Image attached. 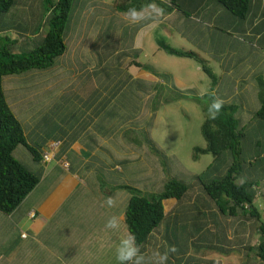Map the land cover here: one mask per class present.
<instances>
[{"label":"crops","instance_id":"obj_1","mask_svg":"<svg viewBox=\"0 0 264 264\" xmlns=\"http://www.w3.org/2000/svg\"><path fill=\"white\" fill-rule=\"evenodd\" d=\"M38 1L17 0L16 8L21 5L20 11H12L2 19V45L5 43L4 37L14 34V31L16 34L12 41L21 54L31 50L27 48L31 42L42 41L48 30L44 34L41 27L47 25L50 14L47 13L46 0H41L40 6L36 7L39 11L34 16L31 5ZM158 1L169 6V1ZM175 1L189 14L188 17L174 9L161 17L153 15L143 20L144 25L135 31L126 29H134L132 24L138 22L127 20L124 13L115 10V4L112 12L115 23L110 25V51L105 52V58L112 61L109 70L106 62H95L89 55L91 52L102 53V49L96 50L98 46L96 47L94 39L80 37L76 45L69 44L72 34L66 28L67 51L57 59L60 63L48 70L23 73L28 74V86L22 85L23 74L3 78L6 101L22 123L28 143L40 147L43 152L53 144L56 147L51 162L41 164L43 174L36 188L11 215L0 213V264H118V243L128 235L124 224V210L130 199V194L122 186L128 185L142 191L140 185L143 181L136 180V174L146 173L145 167L135 165L151 164L149 143L152 132L151 128L143 124L136 125L133 115L129 117L124 113L127 109L119 106V95L129 88L126 84H120L122 80H127L130 84L141 82L139 85H143L142 90L146 93L144 99L149 101L156 91V88L153 91L151 89L161 83V80L149 72L135 67L133 62L148 64L154 68L156 62L173 61L175 57H164L167 55L159 50L157 42L161 40L178 49L192 52L196 49L203 54H211L209 57L214 59L213 54H221L220 50L223 48L218 46V49L213 45L198 47L191 38L192 35L198 38V35H204L207 30H228L231 31L230 35L237 33L242 37H237V40H254L255 43H248V46L255 49L259 48V42L264 45V0H252L249 18L242 23L223 11L216 0ZM96 2H74L86 5L80 15L84 19L92 11L96 12V20L91 23L94 28L102 18V13H98L102 8L97 9ZM188 24L190 27L186 36L181 29L184 26L186 29ZM80 32L86 31L80 28ZM96 34L93 33V36L96 37ZM126 35L127 43L124 42ZM136 37H141L140 43L134 40ZM177 37L185 41H177ZM178 42L187 46H180ZM231 48L232 45H229V49ZM142 54L143 57L140 56ZM221 57L217 56L215 59L220 62ZM120 67L129 69L126 76L118 74ZM132 68L134 70H130ZM261 75L263 74L253 69L248 71L253 85ZM170 76L176 88L178 84L184 85L175 76ZM242 83L248 82L241 77L238 84ZM139 87L133 89L135 91L129 99L131 105L134 99L140 100L137 98L138 91H141ZM184 87L196 89L188 83ZM234 91L235 88H231L232 95L226 101L236 97ZM238 91L236 89L237 93ZM242 92L245 97L253 96L248 94L246 88L238 96ZM237 106L238 110L247 109L245 103ZM136 109L138 112H150V105H146L144 109ZM256 144L258 141L254 142V147ZM24 152L26 151L22 153ZM121 177H125L126 182H121ZM95 178L99 186L95 185ZM129 181L135 183L130 184ZM257 190L259 196L257 195L256 203L261 211L264 207V193L259 188ZM197 191L196 198L192 197L194 190H191L190 197L182 203L175 200L163 202L166 218L150 242L140 249V256L156 258L157 254L163 255L164 242L180 243L181 237L173 229V224L189 221L190 225L201 231L196 235L190 234L187 243L192 245L200 242L217 252L193 257L188 255V258H192L190 264H261L248 252L249 248L259 242L257 228L253 229L246 219L216 221L213 204L204 199L199 188ZM75 198L80 203L74 202ZM110 198L115 201L112 207L107 205ZM188 212L192 214L187 215ZM204 212H207L205 217ZM112 217L119 220L117 229L106 228ZM218 228L220 229L217 230ZM250 229L256 235L254 240ZM207 231L210 237H207ZM22 235L26 237L23 238ZM221 235L224 244L220 242ZM177 260L181 261L182 258Z\"/></svg>","mask_w":264,"mask_h":264},{"label":"trees","instance_id":"obj_2","mask_svg":"<svg viewBox=\"0 0 264 264\" xmlns=\"http://www.w3.org/2000/svg\"><path fill=\"white\" fill-rule=\"evenodd\" d=\"M166 1H169V6H164L158 0H154L159 7L163 8L164 14L176 9L183 15L189 16L175 0ZM74 2L75 0H46L47 13L50 14L47 23L49 30L42 41L28 53L14 54L11 48L14 46L13 38H9L8 35V37H4V41L5 43L10 42V45L4 42L3 45L0 43V213L3 215H11L36 188L43 174L41 164H47L43 162L44 152L40 147H34L28 143L22 123L8 106L3 90V78L54 67L56 60L67 51L65 34ZM151 2L153 0H117L115 10L125 13L132 7L141 9ZM251 2L252 0H216L222 10L239 23L245 22L249 18ZM16 7L17 0H0V20ZM217 30L224 32L220 29ZM157 45L159 50L167 56L197 62L211 80L209 93L204 95L209 98L210 102L205 108L206 115L200 129L205 147L194 149V159L197 160L200 155H211L214 158L213 163L216 164L227 155L231 157L232 163L227 167L226 175L220 180L205 183L200 176H194L199 182L197 186L172 178L166 182L161 192L149 195L143 194L135 187L122 186L130 194V199L124 210L126 231L128 234H134L138 247L143 248L150 242L151 237L166 218L163 202L175 200L182 203L190 197L191 190H194L192 197L196 198L199 188L204 199L213 204L215 214L218 213L228 219H246L257 222L258 225L255 228H257L259 242L249 248L248 252L253 254L261 264H264V223L256 203L257 195L259 196L258 184L253 179L256 175V165L264 166L262 162L264 154H255L249 157L245 149L249 142L254 146V142L258 141L255 147H259L260 141L248 135V126L242 125L246 123L242 116L236 117L238 106L233 101L228 102L216 97L214 89L217 85V78L206 67L205 59L195 52L175 48L163 40L158 41ZM133 65L149 72L161 81L167 80V84L171 86L172 90L182 93V90L176 88L172 83V77L169 74L158 73L148 64L133 62ZM256 85L258 88L256 99L259 107L255 112V118L264 126V79H257ZM156 87L155 85L151 90L153 91ZM244 94L242 92V97ZM214 100L223 101V107L215 119L211 118L208 113ZM240 101L244 103L242 100ZM20 149L25 150L29 155V165L23 163L18 156ZM153 151L158 153L156 149ZM210 168H214V166L211 165ZM261 180H264V175ZM241 181L243 182L241 183ZM210 209L212 210L211 207Z\"/></svg>","mask_w":264,"mask_h":264},{"label":"rangeland","instance_id":"obj_3","mask_svg":"<svg viewBox=\"0 0 264 264\" xmlns=\"http://www.w3.org/2000/svg\"><path fill=\"white\" fill-rule=\"evenodd\" d=\"M90 1L96 2L95 0ZM116 2L117 0H97L96 3L98 5L96 7L97 9L102 8L98 11V13H102V18L99 19L100 22L97 23V26L95 25L96 28H94V26L91 27V23H94L96 20V12L92 11L90 15L87 14L86 19H84L80 15L82 14L83 6L86 5L74 3L71 9V19L67 25L68 31L72 34L69 44L76 45L80 37H82V39H94L96 47L98 46L96 50L102 49V53L96 52V54H94L91 52L89 55L95 62H100L103 60L100 62V64L107 63V70L110 69L112 61L105 58V54L109 53L110 51V47L108 45L111 39L110 25L115 23V20L112 19V12ZM40 4L41 0H39L37 3H32L31 7L32 12H35L34 16L38 13L37 11L39 10H36V7H39ZM20 7L21 5L12 11H20ZM48 20L49 19H47V23ZM84 25L87 28L84 27ZM132 25L134 26V29H126V31H135L136 28L142 27L144 22L140 21L138 24ZM189 27L190 26L188 24L186 29L185 26L183 29H181L183 34H186V36ZM41 28V30L44 31V34L47 32V30H49L48 24L42 26ZM80 28L86 32H80ZM0 30H2V18L0 20ZM229 32L231 31L225 30L224 32H220L216 29L207 30L204 35H198V38L196 35H192L191 38L194 44L198 45V47L199 45L201 47L213 45L218 49L219 47L223 48L220 51L225 53L215 55L213 54L214 59L209 57L212 56L211 54L206 55V53L203 54V52L196 49L194 51L207 61L206 67L212 71L214 76L217 78V82L220 81L218 87L215 88L214 91L216 97L226 101V98H229L232 95L231 88H235L234 96L236 97L228 102L233 101L234 104L240 105V103H242L240 100H242L245 104H247L248 108H241L238 110L236 117L240 118V116H242L244 122H246L242 125L248 126V135L261 141L259 147L250 145V142L246 144V154L249 152V155H247L252 157L255 154H264V126L255 118V112L259 107V103L255 98L258 88L256 84L253 85V82L251 84L252 80L248 76V71L249 69L258 71L263 74L258 79H264V45L262 42H259V48L255 49L251 46H248V43L254 44V40H245L246 42L237 40V37L240 39H242V37L234 32L231 33L232 35H230ZM13 33L14 34L12 35H8L9 38H13L15 36V31ZM93 33H97L96 37L93 36ZM127 35L124 37V42L126 43L128 39ZM134 40L140 43L141 37H136ZM176 40H179L180 42L185 41V39H181L179 37H177ZM36 41H39V39L36 38ZM180 42L177 44L183 47L187 46L185 43ZM5 44L10 45V42H6ZM38 44L39 42H31L27 48H31V50H33ZM229 45H232L231 49H229ZM11 48L14 54H21L15 46H12ZM140 56L143 57V54ZM217 56H222L219 58L220 62L216 60ZM164 57L168 58V56ZM58 63H60V60H56L55 65ZM154 68L160 73L173 75L178 78L182 84H191L196 89L185 90L184 85L178 84V88L182 89V93H179L176 90L171 89V86L167 84V80L165 82L162 80L163 82L161 81L159 85H156V91L152 95V98L147 101L144 99V95H146V93H144V90H142L143 85H139L141 82L137 81L134 84H130L127 82V80L121 81L120 85L126 84V86H129V88L124 90L119 95V106H123V108L127 109L128 112L124 110L123 111L125 114H128L129 117L133 115L134 123L136 125L140 123L145 127L152 129V132H150L151 139L149 143L151 164L142 165V163H136L135 165V167L144 166V170L146 171L144 174H136V180L140 179L143 181L140 185L142 190L141 192L147 195L159 193L163 190L166 182L172 178L186 181L190 185L195 184L196 186L197 184L199 185V182L194 178V176H200L201 180L205 183L222 179L226 175L227 167L232 163L230 156L225 155L216 164L213 163L214 158L211 155H200L197 160L194 159V149L196 147H205V142L201 136L200 129L206 115L205 108L210 102L209 98L204 97V95L209 93L211 80L202 71L200 64L189 59L174 58L173 61L167 60L156 62ZM127 70L129 69L124 70V68L120 67L118 74L126 76ZM130 70L134 69L132 68ZM27 75L28 74H23V86H28L30 84ZM241 77H243L248 83L245 85L244 83L239 85L238 80H240ZM99 83L101 85V81H99ZM17 86L20 87L19 85ZM138 86H140L139 89L141 91H138L139 97L137 96V98L140 100L134 99L133 104L131 105L129 99L132 95V92L135 91L133 89H136ZM242 87H245L248 90V94L253 96L242 97L241 94L238 96V93L243 90ZM236 89H239L238 93L236 92ZM148 104L150 105V112H147L148 110H146L145 113L137 111L136 108L144 109ZM145 148H147L146 145ZM153 149H156L158 153L153 151ZM20 150L22 152L24 151L23 149ZM21 151L18 152V156H20L23 163L29 165V155L27 152H24L23 154ZM262 162L264 163V159ZM211 165L212 167L214 166V168L209 169ZM255 174L256 175L253 179L257 181L258 188L264 193V180H261L264 175V166L260 167L259 165H256ZM121 178V182H126L125 177ZM94 181L96 182L95 185L99 186L97 183V178H95ZM129 182L130 184L135 183L134 181ZM137 185L138 184L136 183V186ZM76 201L77 198H75L74 202ZM77 203H80V201H77ZM260 210L261 220L264 223V207L263 210ZM188 214L192 213L188 212L187 215ZM206 214L207 212H204V217ZM181 217L184 216L181 215ZM215 220L226 221L228 218H224L222 215L216 213ZM249 223L253 229L258 225L255 220H251ZM246 226H248V224H246ZM173 229L179 233L182 241L180 243H176L174 241L164 242V249L162 252L163 255L161 256H166L167 258L163 261V264H190L192 258H188V255L193 257L194 255H211L213 252L217 254L216 251L208 249L200 242H194L192 245L187 243L189 241L190 234L196 235L201 231L200 228L197 229L196 226L190 225L189 221L181 223L175 222V224H173ZM219 229L220 228L217 230ZM253 229L249 230L251 236L254 235ZM225 230L226 228L224 226L223 231ZM210 232H214V230H210ZM206 235L207 237H210L208 231ZM222 237L223 235L220 236V242L224 244ZM254 239H256V235L253 236V240ZM120 242L121 240L119 241L118 246ZM142 258L141 264H158L159 261L158 256L155 258L148 255ZM177 258H182V260L178 261Z\"/></svg>","mask_w":264,"mask_h":264},{"label":"clouds","instance_id":"obj_4","mask_svg":"<svg viewBox=\"0 0 264 264\" xmlns=\"http://www.w3.org/2000/svg\"><path fill=\"white\" fill-rule=\"evenodd\" d=\"M153 15L156 17H161L164 15L163 8L159 7L158 4L154 2V0L153 2L148 3L141 9L132 7L124 13L126 19L132 23L143 21ZM222 107L223 101L214 100L208 109L210 117L215 119L216 115L219 113ZM242 182L243 181H241V183ZM107 205L109 207H112L115 205V201L110 198L107 200ZM118 227L119 220L117 217H112L106 224V228L108 229H117ZM157 255L159 257L158 264H163V261L167 257L160 256L159 254ZM116 259L118 261V264H141V260L143 258L140 256V248L136 243V237L134 234L129 233L127 237L120 242L116 252Z\"/></svg>","mask_w":264,"mask_h":264},{"label":"built area","instance_id":"obj_5","mask_svg":"<svg viewBox=\"0 0 264 264\" xmlns=\"http://www.w3.org/2000/svg\"><path fill=\"white\" fill-rule=\"evenodd\" d=\"M56 145L53 144L50 146V148L47 151H44L43 153V162L44 163H49L51 162V160L53 159L54 156V149H55ZM23 238L26 237V235H22Z\"/></svg>","mask_w":264,"mask_h":264}]
</instances>
